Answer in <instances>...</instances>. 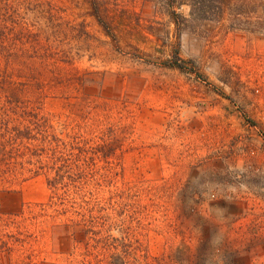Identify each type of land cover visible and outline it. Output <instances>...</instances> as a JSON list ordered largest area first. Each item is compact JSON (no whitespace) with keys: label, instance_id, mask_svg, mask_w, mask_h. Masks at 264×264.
<instances>
[{"label":"rangeland","instance_id":"rangeland-1","mask_svg":"<svg viewBox=\"0 0 264 264\" xmlns=\"http://www.w3.org/2000/svg\"><path fill=\"white\" fill-rule=\"evenodd\" d=\"M221 1L0 0V128L107 136L109 203L67 222L0 150V264H264V0Z\"/></svg>","mask_w":264,"mask_h":264},{"label":"trees","instance_id":"trees-1","mask_svg":"<svg viewBox=\"0 0 264 264\" xmlns=\"http://www.w3.org/2000/svg\"><path fill=\"white\" fill-rule=\"evenodd\" d=\"M224 1L227 0H222L219 7H222ZM172 15L173 20L176 19L174 23L178 24V14L173 12ZM95 18L109 33L98 12H95ZM110 37L113 38L112 34ZM185 65H190V68H185ZM193 65L194 62L191 60L185 61L180 58L178 48L174 50L168 63V67L188 70L199 75ZM106 138L107 136L103 135L98 139L100 143H97L76 134L56 135L54 127L46 118L31 116L27 120L23 118V122L12 127L8 124L1 126L0 150L8 149L9 156L15 160L19 172L17 174L15 172L13 176L22 175L24 171L30 173L32 177L45 174L46 184L51 192L48 205L62 206L64 216L72 210L71 215L75 218H66L67 222L87 226L94 224V212L104 211L103 206L109 204L107 199L99 197L96 190L105 181L106 176L100 174L95 162L86 161L87 155L91 153L98 158L103 157L105 153L102 149L106 144ZM90 142L96 146L92 148ZM92 234L94 235L93 232ZM122 259L120 257V264H124Z\"/></svg>","mask_w":264,"mask_h":264}]
</instances>
